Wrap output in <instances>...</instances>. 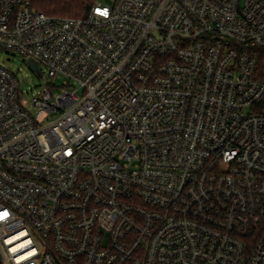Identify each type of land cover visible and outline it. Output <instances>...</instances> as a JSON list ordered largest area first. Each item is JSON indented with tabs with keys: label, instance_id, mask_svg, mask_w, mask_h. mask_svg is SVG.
Masks as SVG:
<instances>
[{
	"label": "built area",
	"instance_id": "2783aa9c",
	"mask_svg": "<svg viewBox=\"0 0 264 264\" xmlns=\"http://www.w3.org/2000/svg\"><path fill=\"white\" fill-rule=\"evenodd\" d=\"M0 49L65 79L0 65L1 264H264V0H0Z\"/></svg>",
	"mask_w": 264,
	"mask_h": 264
},
{
	"label": "rangeland",
	"instance_id": "374dc122",
	"mask_svg": "<svg viewBox=\"0 0 264 264\" xmlns=\"http://www.w3.org/2000/svg\"><path fill=\"white\" fill-rule=\"evenodd\" d=\"M97 1L102 5L110 4V0ZM29 62L28 58L14 51L0 49V65L15 75L19 82L20 92L23 93L26 102H31L34 97L39 96L45 87H50L53 91L55 86L58 89L56 92H58L65 79L63 77L56 80L50 78L48 70L43 66H40L42 75L35 73L29 67ZM28 108L32 112H36L32 107L28 106Z\"/></svg>",
	"mask_w": 264,
	"mask_h": 264
},
{
	"label": "trees",
	"instance_id": "16d2710c",
	"mask_svg": "<svg viewBox=\"0 0 264 264\" xmlns=\"http://www.w3.org/2000/svg\"><path fill=\"white\" fill-rule=\"evenodd\" d=\"M31 6L48 16L58 18L86 17L97 0H28ZM1 264V263H0Z\"/></svg>",
	"mask_w": 264,
	"mask_h": 264
},
{
	"label": "water",
	"instance_id": "95a60500",
	"mask_svg": "<svg viewBox=\"0 0 264 264\" xmlns=\"http://www.w3.org/2000/svg\"><path fill=\"white\" fill-rule=\"evenodd\" d=\"M29 67H30V68L32 69V71H34L35 73L40 74L39 69H38V65H37L35 62L30 61V62H29ZM0 260H1V257H0Z\"/></svg>",
	"mask_w": 264,
	"mask_h": 264
}]
</instances>
